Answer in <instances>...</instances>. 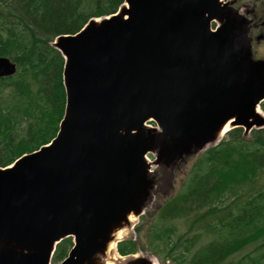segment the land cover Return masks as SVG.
Masks as SVG:
<instances>
[{
	"label": "water",
	"instance_id": "obj_1",
	"mask_svg": "<svg viewBox=\"0 0 264 264\" xmlns=\"http://www.w3.org/2000/svg\"><path fill=\"white\" fill-rule=\"evenodd\" d=\"M233 2L125 0L118 15L57 39L65 115L52 145L0 168V264H49L69 236L63 264H104L150 199L148 152L170 167L229 123L264 127V60ZM16 71L0 58V78Z\"/></svg>",
	"mask_w": 264,
	"mask_h": 264
},
{
	"label": "trees",
	"instance_id": "obj_2",
	"mask_svg": "<svg viewBox=\"0 0 264 264\" xmlns=\"http://www.w3.org/2000/svg\"><path fill=\"white\" fill-rule=\"evenodd\" d=\"M123 2L0 0V57L11 58L19 67L16 76L0 79V167L48 144L59 130L66 103L64 61L50 42L76 34L91 18L114 14ZM7 89L10 98L5 100ZM261 109L264 112V103ZM157 221L148 230V245L156 256V250H162L163 260L231 264L254 246L245 255L246 264H264V129L250 139L243 129H234L202 153ZM71 246L70 240L60 243L55 262L63 260ZM137 250L133 240L119 244L122 255Z\"/></svg>",
	"mask_w": 264,
	"mask_h": 264
},
{
	"label": "rangeland",
	"instance_id": "obj_3",
	"mask_svg": "<svg viewBox=\"0 0 264 264\" xmlns=\"http://www.w3.org/2000/svg\"><path fill=\"white\" fill-rule=\"evenodd\" d=\"M236 8L239 10L242 9L241 13L243 14L247 11L255 12L259 16V20L256 23H259L260 30L255 32L254 37H257L259 33H263L264 36V24H262L264 22V6L259 5L255 0H239L236 4ZM254 56L258 59H264V42L254 44ZM8 96L10 98V89H7L2 94V98L7 100ZM23 128H25V124L23 125ZM199 156L189 160L188 163H184V165L182 164L181 166L175 168V170H173V173H171V169H164L163 167L153 168L154 176L157 181V188L154 191L153 201L148 205L145 214L143 215L144 217L148 216L146 222L149 223L145 224V221H143L142 218L137 219L134 222L135 225H132L130 231H128V235L125 238L126 240L132 238L136 240L139 245L143 246L142 249L139 248L138 252L134 254L139 259H144L143 257H149L148 259L155 260L158 264H174L171 262V260H167L164 263L162 262V254L160 253V251L163 252L162 250H156L159 255H157L158 258H155V253L150 250L149 245L147 243L150 242L148 230L157 221V214L159 208L167 200L171 199V197H174L179 193L182 186V182L187 177L188 172L192 167V164L195 163ZM140 225L144 226L140 228L139 231H136V228ZM180 230L182 231V228H180ZM253 247L254 246L247 247L243 252L240 253V255L235 258H232L230 260L231 264H235L237 262L241 263L242 261H244L243 264H246L247 260H245V255L251 253L253 251ZM51 264L59 263H54V261L52 260ZM117 264H133V259L129 257H124V259H119L117 261Z\"/></svg>",
	"mask_w": 264,
	"mask_h": 264
},
{
	"label": "bare ground",
	"instance_id": "obj_4",
	"mask_svg": "<svg viewBox=\"0 0 264 264\" xmlns=\"http://www.w3.org/2000/svg\"><path fill=\"white\" fill-rule=\"evenodd\" d=\"M229 128H230V123L225 127V129L223 130V133L222 134H224L226 131H228L229 130ZM133 217H131V220L133 221ZM126 235H127V232L126 231H121V232H119L118 233V239H123V238H125L126 237ZM111 248H113L114 250H115V244H113L111 247H110V249ZM108 264H113V263H108Z\"/></svg>",
	"mask_w": 264,
	"mask_h": 264
}]
</instances>
